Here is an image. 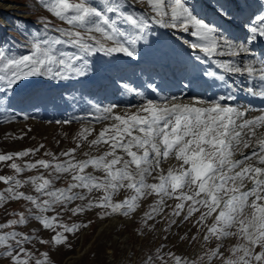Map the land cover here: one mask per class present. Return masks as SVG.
<instances>
[{
	"label": "snow or ice",
	"instance_id": "obj_1",
	"mask_svg": "<svg viewBox=\"0 0 264 264\" xmlns=\"http://www.w3.org/2000/svg\"><path fill=\"white\" fill-rule=\"evenodd\" d=\"M259 2L244 16L249 0H237L243 35L233 37L189 0H38L49 15L35 31L17 26L22 42L0 40V126L25 123L0 142L34 139L27 122L35 116L16 107L40 106L39 89L20 96L33 85L57 90L48 103L65 115L49 124L81 127L75 146L58 153L44 143L0 149V171L13 173L0 174V209L13 217L0 222V264H57L54 254L71 250L70 237L92 224L64 217L92 212L125 218L138 224V239L160 241L138 264H264V107L253 104L264 103V53L254 51L264 42ZM215 11L221 19L232 14L224 4ZM162 36L170 43L156 49L141 85L116 81L131 100L104 105L75 87L91 78L97 60L138 63ZM78 105L83 115L67 114ZM95 124L102 127L93 135ZM42 149L48 159H30ZM32 170L39 174L24 175ZM20 201L24 210L9 212Z\"/></svg>",
	"mask_w": 264,
	"mask_h": 264
},
{
	"label": "rangeland",
	"instance_id": "obj_2",
	"mask_svg": "<svg viewBox=\"0 0 264 264\" xmlns=\"http://www.w3.org/2000/svg\"><path fill=\"white\" fill-rule=\"evenodd\" d=\"M257 4H260L257 0ZM189 3H193L196 6V12L216 24L221 25L223 28L228 29L230 34L235 32V28L239 26L240 17L236 12L235 5L237 0H189ZM219 4H224L228 11L232 14L221 19L216 15V8H219ZM254 5V0H249V6ZM247 9H245L246 11ZM49 14L43 10L38 0H0V40L7 41L9 44H18L22 42L23 37L20 32L16 30L18 26L21 30L27 27L30 30L35 31L36 25L34 22L43 16ZM236 16V19H233ZM231 20L229 24L227 21ZM161 44L154 45L152 49L146 50L143 54V59L138 63L129 62L126 58L121 57L119 60L112 62H106L104 59H99L96 62V67L91 75V78L85 79L83 82L75 85L84 95L92 98L96 101L101 102L104 105L119 102L122 100H131V97L121 95L119 88L117 87L116 81L122 78L132 82L134 85L139 86L142 80H146L149 74L152 73V69L155 67L156 62V49L161 47L162 44L170 43L167 36L160 38ZM17 51L20 49L17 48ZM177 52L181 50L177 48ZM182 56V53H181ZM143 73V75H141ZM159 82V78H157ZM164 87H172L170 83H165ZM39 89V96L36 99V103L40 106L35 109H31L28 104H17L16 107H24L26 110H30L35 116L34 120L28 121L27 126L31 127L33 131L29 133V136L34 139L26 137L23 140H17L15 142L5 141L0 142V149L4 150H18L27 147H36L40 143H44L47 149L54 152L66 150L75 146L72 136L80 129L79 123H73L71 126H65L59 128L58 126L49 124L48 121L53 119H62L65 115L63 108L54 109L48 100L51 95L55 94L57 90L49 91L47 88L40 85H33L23 89L20 92V96L23 97ZM135 103V100H132ZM126 105L121 104V109ZM82 105H78L76 109H69L67 114H71L73 111L78 115H83L81 112ZM96 135L101 124H95ZM25 129V123H13L10 125L0 126V134L4 131H8L14 135H20L22 130ZM67 131L69 136L64 138L59 133ZM46 138V139H45ZM91 138V137H90ZM59 139L61 142L56 145L55 140ZM44 150L42 149L40 154L30 159H40L48 157L43 156ZM97 155L95 151L91 153ZM79 158H84L80 156ZM29 159V158H25ZM21 163V161H17ZM92 171V169H89ZM0 174L11 175L13 174L10 169L4 168L0 171ZM37 170H32L24 173L25 176L38 175ZM66 181L60 182L57 186L64 187ZM4 185L0 184V188ZM30 190V189H25ZM99 195V194H97ZM117 197V199L122 198ZM79 203V202H77ZM25 202L20 201L19 203H12L9 206V212L23 211ZM100 211V210H95ZM13 218L6 216L2 209H0V222H4L6 219ZM66 223L72 222H87L92 221V224L86 229L82 230L78 234V238L70 237V241L73 245L71 250H65L61 248L59 252L55 253L53 259L57 261V264H138L140 257L147 251L149 247H154L159 244L160 241H143L137 238L135 234V228L138 224H133L125 218L111 217L105 219H99L95 212L88 213L81 217H72L68 219V216L64 217ZM35 226V225H33ZM27 228H20V231H27ZM195 232V228L192 230ZM47 233H44L47 238ZM40 251L47 250L45 246H37ZM179 254L184 252L185 248L182 246L180 249H174ZM189 254L193 253V248L189 247L186 249Z\"/></svg>",
	"mask_w": 264,
	"mask_h": 264
},
{
	"label": "bare ground",
	"instance_id": "obj_3",
	"mask_svg": "<svg viewBox=\"0 0 264 264\" xmlns=\"http://www.w3.org/2000/svg\"><path fill=\"white\" fill-rule=\"evenodd\" d=\"M260 46H261V45H260V42L257 41V42H256V47L259 49V48H261Z\"/></svg>",
	"mask_w": 264,
	"mask_h": 264
}]
</instances>
